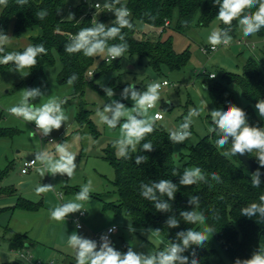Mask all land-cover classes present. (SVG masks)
<instances>
[{
    "label": "rangeland",
    "instance_id": "rangeland-1",
    "mask_svg": "<svg viewBox=\"0 0 264 264\" xmlns=\"http://www.w3.org/2000/svg\"><path fill=\"white\" fill-rule=\"evenodd\" d=\"M81 1L83 0H68L66 17ZM85 1L94 2L95 0ZM100 2L103 5L104 0ZM101 10L103 8L89 7L94 17L98 16L97 13ZM201 12L202 8L198 10L192 21L187 23L183 20L181 26L176 13L164 32H162L163 29L159 30L149 24L137 22L136 36L138 38L152 42L160 38H171L176 52L189 51V60L182 68L170 70L163 65L161 70L157 71L149 65L146 58L141 60L138 55H127L119 59V68L110 69L95 77L96 85L102 89L111 87L112 84L115 85L114 96L109 99L123 103L127 108L133 106V101L130 98L122 99V92L130 83H134L138 91H144L148 84L168 79L170 84L160 90L161 99L157 102L156 108L149 110L150 116L158 110L164 114V118L155 123L162 125L168 133L178 128L190 109H202L200 116L193 118L190 139L183 143H173L175 160L178 165H184L187 161V158L182 159L181 155L186 154L190 146L211 133L208 129L212 127V121L208 112L217 108L207 86L214 83L225 84L245 105L246 101L239 87L235 83H228L225 73L242 74L243 66L250 57H255L264 64L263 35L256 33L245 37L239 24L235 34L231 35L230 45L226 47L220 45L216 51L204 53V48L211 47L207 38L214 28L220 27V21L215 18L211 23L203 24L200 21ZM55 58V63L45 66L46 84L35 81L31 86L24 85L16 89V84L28 78V69L20 73L15 70V67H10L0 72V125L14 131L11 137H0L1 184L4 187L14 188V194L0 196V263L21 261L20 264H75L73 249L69 247L67 241L63 242L61 239L64 225L70 235L76 232L92 240H95L96 235L105 234L109 227L115 225L117 230L112 235L111 241L117 250L124 252L125 247L131 246L136 252L145 255L162 250L161 241L166 243L162 235L148 237L147 234H141V229L148 228L134 227L130 217L125 213L103 209L102 201L98 199V196L108 194V200L117 198L113 184L115 170L103 157V149L119 138L120 129L119 126L116 129H109L107 125L99 122L95 114L97 108L102 110L107 104L105 95L92 86H87L83 96L75 98L73 85L58 82V73L62 68V63L57 55ZM101 60V57L96 60L91 68L93 71L97 69ZM204 70L214 74L215 78L205 79L197 76L199 71ZM96 73L98 74V71ZM26 88H39L43 93V97L30 101L37 106L48 102L50 98L65 101L63 108L69 116L68 122L63 124L59 130H53L46 137H40L39 132L32 137L30 131H35V123L26 122L8 113L7 110L21 102L22 90ZM82 101L87 103L91 110L92 126L81 127L76 119ZM206 104L207 108L204 106ZM77 135L84 138L74 141L73 138ZM64 142L69 143L70 150L77 154L75 161L77 168L71 179L66 174L52 176L46 173L41 177L39 169L42 166L39 162L27 174L21 172L24 162L35 159V152L41 150L54 152L55 143ZM89 180L92 181L90 199L82 202L83 210H86V216L81 219L84 228H77L73 218L75 213L69 214L63 221L52 220L50 210L62 203L74 200L78 192L72 190L81 188ZM26 181H29V184L23 185ZM47 184L53 185L54 189L41 194L36 193L35 189L38 186ZM59 193L62 195L60 196ZM19 197L42 204L39 205L38 210L21 209L16 207ZM130 222L136 229L134 234L128 231ZM207 227L206 220L199 223V231H204ZM11 230L27 235L28 241L22 248H10L8 238L11 236ZM207 236L211 246L215 249L213 264H232L213 234L207 233Z\"/></svg>",
    "mask_w": 264,
    "mask_h": 264
},
{
    "label": "trees",
    "instance_id": "trees-1",
    "mask_svg": "<svg viewBox=\"0 0 264 264\" xmlns=\"http://www.w3.org/2000/svg\"><path fill=\"white\" fill-rule=\"evenodd\" d=\"M96 1L86 2L83 0L73 7L74 19L66 17L68 0H28V3L23 5L17 3V0H7L6 6L0 5V31L7 35L13 23V35L21 37L26 32L40 28V34L30 37L31 45L43 44L47 50L46 55L41 54L37 57V65L28 69V78L16 84V89L24 85L31 86L35 81L46 84L45 66L55 63L57 55L62 63V68L58 73V82L67 84V80L72 74L78 76L73 84V96L75 98L83 96L87 86H92L106 96L103 89L96 85L95 77L110 69L119 68L121 57L110 62L106 61V58L102 59L97 69L93 71V75L88 77V71L92 70V66L100 57H86L82 52L74 54L65 52V44L69 42L70 36L75 35L81 28L93 26L94 21L97 20V22L108 26H114L112 24L115 20L114 13L103 9L97 13L98 16L96 17L91 14L89 7L96 9L94 7ZM121 2L130 9L131 16L129 19L134 25L131 30L128 28L121 30L129 44V49L123 56L138 55L141 60L146 58L149 65L157 71H160L163 65L170 70L182 68L189 60V51L176 52L171 38H160L156 42L138 38L136 36L138 21L159 30L163 29L162 32H164L169 27V25H165L166 21L169 20L171 23L176 13L181 26L183 20L187 23L192 21L200 8H202L200 21L203 24L211 23L219 12V6L214 5V0H121ZM40 10H47L48 13L43 20L36 17V13ZM245 11L255 12L256 8ZM238 24V19L232 22L230 35L235 34ZM224 27L226 26L220 22V28ZM258 34L264 36V28ZM108 43L111 45L120 43V41L116 38ZM25 48L12 49L6 47L5 50L6 52H23ZM10 67H15V64L13 62L7 65L0 64V72ZM197 76L213 79L211 73L206 70L199 71ZM225 78L228 83H235L239 87L246 103L245 105L242 104L241 100L227 85L222 83L209 84L207 88L216 108L227 110L229 103L234 104L246 112L250 125L264 127V119L259 117L255 108L258 100L264 99V64L255 57H250L243 66L242 74L227 72ZM115 87L112 84L111 88ZM106 102H110L109 97H107ZM90 115L91 110L88 108V104L82 101L76 115L81 127L92 126ZM13 132L10 128L0 125V137H11ZM218 138L214 132L200 138L196 144L189 147L186 154L181 155L182 159L187 158L184 165L176 163L169 133L157 123H155V130L141 142H151L154 147L153 151L142 153L138 151L131 154V159H124L117 157L113 144H109L103 149V157L115 170L113 184L116 188L117 198L108 200V194L98 196V199L102 201L103 209L125 213L130 217L134 227L160 229V235L166 239V242H177L176 234L178 232L188 228L199 231V223L187 224L179 217L180 211L191 210L192 208L188 203L189 196H199V211L207 217L208 226L214 228L213 236L232 264H235L237 258H250L260 246L264 247V222L257 223L256 218L249 219L241 215V209L253 202H259V196L264 195V168L258 167L262 173L260 187H252V172L241 162L238 155L223 156L222 152L230 150L231 142L229 141V144L223 149H218L215 145ZM140 154L147 156L148 160L146 163L137 165L136 156ZM254 155L255 153L250 154L257 161ZM189 166L200 167L206 175L216 172L220 176L221 182L212 181L209 176V183L201 182L192 186H179L180 175L172 176V172L174 169H178L182 174L184 168ZM159 179H170L179 186L175 200L169 201L172 205L170 212L156 211L154 203L140 195L139 186L141 183L158 182ZM1 181L2 176L0 175V196L14 194V188L2 186ZM72 191L79 192L80 188H74ZM162 199H167V197H162ZM41 204V202H33L19 197L16 207L25 210H38ZM173 215L180 219L178 228H168L165 224V221ZM214 215H218L219 218L213 219ZM8 241L11 249H20L28 241V237L26 234L11 230ZM127 249L128 247H125L124 252ZM193 249L197 253L200 264H213L215 249L209 241L203 248L191 246L182 255L188 256L191 260ZM20 263L21 261L0 264Z\"/></svg>",
    "mask_w": 264,
    "mask_h": 264
},
{
    "label": "clouds",
    "instance_id": "clouds-1",
    "mask_svg": "<svg viewBox=\"0 0 264 264\" xmlns=\"http://www.w3.org/2000/svg\"><path fill=\"white\" fill-rule=\"evenodd\" d=\"M17 3L23 5L28 0H17ZM0 5H7V0H0ZM214 5L219 6V12L216 19L222 22L226 27L214 28L207 40L211 45L212 51H216L220 45L228 46L232 42L230 32L232 30V22L239 21L242 33L245 37L258 33L264 28V0H214ZM101 4L97 3L96 8H100ZM102 7L107 11L114 13L115 20L112 22L114 26H108L104 23L94 21L93 26L81 28L75 35L70 36L69 42L65 44V52L74 54L82 52L86 57H108L112 60L122 57L129 49L122 29H133L134 25L129 19L131 16L130 9L122 4L121 0H104ZM256 8L255 12H246V9ZM48 15L47 10H40L36 13V17L43 20ZM74 13H69L68 19H74ZM119 39L120 43L109 44L110 40ZM10 37L0 31V64L7 65L10 62L15 64V70L22 73L24 69L34 68L38 61L37 57L41 54H47L43 44L29 45L23 52L11 51L6 52V46L10 43ZM215 75L211 76L214 78ZM78 79L76 74H72L67 83L73 85ZM161 84L153 82L147 85L146 90L138 91L134 83H130L123 89L122 99H131L133 106L127 108L123 103L111 100L102 108H97L96 116L99 122L107 125L109 129H116L119 126V138L113 141V147L116 149V155L119 158L131 159L132 153L153 151L154 147L151 142L141 143L146 136L155 130V122L162 119V114L157 112L150 116L149 110L154 108L160 101ZM23 91L21 102L7 109L16 117L22 118L26 122H34L35 131H30V135L35 137L37 132L43 136H48L53 130H59L63 124L69 120L63 104L65 101H58L50 98L48 102L37 106L30 101L43 97V93L39 88H26ZM106 96L112 98L114 90L111 87H103ZM171 103L170 100H167ZM203 103V102H202ZM207 108V104L204 105ZM260 118L264 119V99L258 100L255 105ZM200 108H192L184 117V121L176 128L169 132V140L172 143H183L189 140L191 133V125L194 123L193 118L201 114ZM212 127L208 130L214 132L219 137L215 141L218 149H223L229 144L231 137V148L222 152L225 157L241 156L245 154L255 153L260 167L264 168V127L252 126L248 122L246 112L229 103L227 110L213 109L208 112ZM121 121H123L121 123ZM79 135L75 136L74 141L83 139ZM71 145L67 142L55 143L54 152L41 150L35 152V159L30 163L35 165L37 162L42 166L39 174L43 177L46 173L55 176L57 174L67 175L70 179L74 175L77 164V154L70 150ZM148 157L145 155L136 156V164L146 163ZM180 175L179 186H192L198 183H209V176L212 181L221 182V178L216 172L208 175L200 167H186L182 174L178 169H174L172 176ZM262 173L259 168L251 174V185L259 188L261 185ZM179 186L174 184L170 179H159L158 182L140 184V195L154 203V207L158 212L172 211V205L169 201L175 200ZM211 187V184H209ZM54 186L51 184L40 185L35 191L38 194L52 191ZM92 190V181L89 180L82 185L80 191L76 194L75 199L62 203L50 210V218L55 221H63L69 214L80 212L83 210V203L90 199ZM167 197V199H162ZM189 205L191 210H182L179 217L187 224H197L204 222L207 217L200 209L199 196H189ZM241 215L251 219L256 218L257 223L264 222V195L259 196V202H253L241 209ZM218 215H214L213 219H218ZM165 224L168 228H178L180 219L175 215L170 216ZM77 227L79 224L77 223ZM115 226L108 229V233L114 232ZM128 231L134 234L136 229L133 228L131 222L128 224ZM141 234L159 237L160 229H141ZM212 226H208L204 231L193 230L188 228L176 234L177 242L161 241L163 249L147 255L136 252L133 247L129 246L126 252L117 250L108 233L101 235L99 244L97 241L86 238L73 232L67 237V244L74 251L75 264H200L195 249L191 252L192 259L182 255L191 246L203 248L209 241L207 233H214ZM235 264H264V247H259L254 251L250 258L235 260Z\"/></svg>",
    "mask_w": 264,
    "mask_h": 264
},
{
    "label": "built area",
    "instance_id": "built-area-1",
    "mask_svg": "<svg viewBox=\"0 0 264 264\" xmlns=\"http://www.w3.org/2000/svg\"><path fill=\"white\" fill-rule=\"evenodd\" d=\"M97 3H99V4H101V2H100V0H97L95 3H94V7L96 8V4ZM103 7H102V4H101V7L100 8H96V9H102ZM104 9V8H103ZM170 24V21L169 20H167L166 21V23H165V25L166 26H168ZM263 40H264V36H263ZM210 51H212V48L210 47V48H207V49H203V52L204 53H208V52H210ZM106 61H108V62H110V61H112V59H110V58H108V57H106ZM93 75V70H89L88 71V77H91ZM214 74H211V76H213ZM215 78V77H214ZM156 82H158V83H160L161 84V89L163 88V87H165V86H168L169 84H170V82L168 81V79H163V80H161V81H156ZM154 108H156V106L154 107ZM154 108H152V109H154ZM157 112H160L161 114H162V117L164 118V114L160 111V110H158ZM157 112H155L154 113V115L157 113ZM8 113H10L9 111H8ZM11 114V113H10ZM162 118V119H163ZM35 129H36V126H35ZM40 137H46V136H43L42 134H40ZM49 140L50 141H53V139L52 138H49ZM32 160H34V159H31L30 161H26V162H24V164H23V167H22V169H21V172L23 173V174H27L28 172H29V170H31V168H33L35 165H32L30 162L32 161ZM59 195L61 196L62 194L61 193H59ZM86 216V210H82V211H80V212H77V213H75L74 214V220L76 221V224L78 223L79 224V227H77L78 229H83L84 228V224L82 223V221H81V219L83 218V217H85ZM115 226V225H114ZM111 227H113V226H111ZM111 227H109V228H111ZM108 228V229H109ZM115 228H116V230H117V226H115ZM116 230L114 231V232H111V233H108V230H107V232L106 233H108V235H109V238L111 239L112 238V235L116 232ZM100 237L101 236H95V241H97V243L99 244V242H100Z\"/></svg>",
    "mask_w": 264,
    "mask_h": 264
},
{
    "label": "crops",
    "instance_id": "crops-1",
    "mask_svg": "<svg viewBox=\"0 0 264 264\" xmlns=\"http://www.w3.org/2000/svg\"><path fill=\"white\" fill-rule=\"evenodd\" d=\"M0 14H1V8H0ZM40 33H41V29L36 28L32 31L24 33L21 37H16L13 35V23H12L10 32L7 34L11 39H10V43L6 47L12 49L25 48L31 45L30 37L38 35ZM23 184L28 185L29 181H26Z\"/></svg>",
    "mask_w": 264,
    "mask_h": 264
},
{
    "label": "water",
    "instance_id": "water-1",
    "mask_svg": "<svg viewBox=\"0 0 264 264\" xmlns=\"http://www.w3.org/2000/svg\"><path fill=\"white\" fill-rule=\"evenodd\" d=\"M229 141H231V137L229 138ZM239 159L241 160V162L246 166V168H248L250 170V172L254 173L258 167L259 164L256 160H254L250 155L245 154L243 156H241L240 154H237ZM26 185V184H23ZM70 236V234L68 233V230L66 228V226H63L62 232H61V239L63 242L67 241V237Z\"/></svg>",
    "mask_w": 264,
    "mask_h": 264
}]
</instances>
